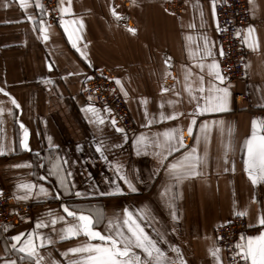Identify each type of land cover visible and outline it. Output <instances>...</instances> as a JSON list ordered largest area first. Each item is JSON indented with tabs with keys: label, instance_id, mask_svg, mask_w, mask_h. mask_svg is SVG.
<instances>
[{
	"label": "crops",
	"instance_id": "obj_1",
	"mask_svg": "<svg viewBox=\"0 0 264 264\" xmlns=\"http://www.w3.org/2000/svg\"><path fill=\"white\" fill-rule=\"evenodd\" d=\"M247 2L251 16L248 27L255 29L247 44L244 40L248 51L247 78L233 87L226 86L230 91L227 111L196 116L194 134L204 121H223V124H209L208 165L202 169L203 175L186 180L180 186V197L175 202L178 219L173 221L170 210L159 197L163 172L149 179L156 160L151 155L137 156L132 139L139 134L150 136L169 127H180L185 130V144L188 147L194 145V139L187 136L186 128L195 103H189L183 92L184 70L193 63L188 55L189 50L194 51L197 45L202 47L203 36H207L209 43L214 45L212 58L219 64L221 46L216 35V20L212 17V0H63L65 7L69 3L71 5V13L66 14L64 19L84 22V28L78 32L82 37L79 47L86 53L91 67L71 47L60 23H45L42 12L35 7L36 0H29L27 10L20 8L18 0H0V87H5L21 106L19 110H14L15 120L5 113L4 123L0 125V140L14 149L0 155V192L9 191L17 203L36 205L32 217L0 228V264H4V259H17L19 264L18 254L4 251L6 244L11 243V237L32 231L35 222L49 210L64 214L60 207L63 203L99 207L106 216L121 214L125 207L130 210L147 208L159 221L156 226L166 232L169 244L180 247L186 264H215L209 254V248L214 243L216 245L214 230L235 217L234 209L247 211V215L242 216L248 227L245 239L264 231V226L257 222L258 217L264 215V183L253 186L243 165V145L251 135L252 120H264V0ZM60 4L61 0L58 7ZM113 9L124 19L114 17ZM26 13L35 17V24L28 21ZM41 21L47 28V42L38 38ZM75 27L70 26V30ZM129 28L135 31L129 32ZM188 35L193 37L191 43L185 39ZM256 42L258 49L253 50L251 45ZM168 57L171 58L172 66L167 69L171 75L166 76L165 59ZM193 71L199 70L193 68ZM92 73H104L119 79L128 93L125 97L120 92L135 126V131L127 135V142L123 141L121 133L115 132L103 110L81 96L82 85ZM204 76L207 84L210 77L207 76L206 68ZM49 80L51 84L46 83ZM117 87L120 91V87ZM162 87L170 91L162 93ZM235 90L245 94L247 101L237 105L233 99ZM174 92H180L183 97L182 102L175 106V111L183 115L146 127L144 108L140 101L147 99L149 118L158 116L162 102L165 104L163 111L170 114L173 109L167 106V101L180 99ZM0 101L5 102L6 108L12 107L2 93ZM89 103L100 109L101 115L105 117V124L99 126L102 135L96 125L88 122L82 111ZM15 121L22 122L29 129L31 152L19 147V124ZM48 137L57 146L53 155L58 153L61 157L66 156L70 162L68 170L73 175L69 179L75 184L74 190L89 192L95 188L98 189L95 195L82 200L63 194L59 200L33 197L18 201L14 198L23 194L16 189L20 181L43 184L53 195L57 191L54 177L44 181L38 179L41 175L46 176L48 171ZM99 139L122 145L108 153V159L125 165L137 192H130L122 181H117L122 194H100L114 187L106 182L114 179V172L100 161L95 152L94 144ZM229 141L231 150L225 163L223 145ZM77 145H80V150H77ZM204 148L201 142L198 152L202 154ZM36 153H40V156ZM178 155L180 153H174L173 157ZM173 157H169V160ZM40 161L45 163V167L38 166ZM25 162H31L33 167H13ZM137 175L143 183L135 179ZM99 227L102 229L103 225ZM146 230L152 231L150 228ZM39 231L52 234L51 227ZM85 240L83 236L57 240L54 245H48L40 251L45 256L51 252L52 257L63 264L60 252ZM162 247L167 250L168 245ZM168 255L173 254L168 252ZM220 255L222 264H226L222 250Z\"/></svg>",
	"mask_w": 264,
	"mask_h": 264
},
{
	"label": "snow or ice",
	"instance_id": "obj_2",
	"mask_svg": "<svg viewBox=\"0 0 264 264\" xmlns=\"http://www.w3.org/2000/svg\"><path fill=\"white\" fill-rule=\"evenodd\" d=\"M251 3V0H249ZM21 9L27 10L30 6L29 0H18ZM35 7L43 12V5L36 0ZM60 14V27L67 35L68 42L71 47L75 49L82 59L91 67V62L88 61L86 53L79 47V41L82 39L78 32L84 28L83 20H65L64 16L71 13V5L65 7L63 0L58 7ZM27 15V13H26ZM112 15L117 19H124L119 16L113 9ZM212 17L217 20L215 11V0H212ZM29 22L35 24V17L27 15ZM201 21L203 22V13L201 12ZM75 25V28L70 30V26ZM194 27V25H189ZM217 28L219 24L217 22ZM40 36L44 42H47L49 36L44 21L40 22ZM129 32H134V29L129 28ZM255 29L249 26L244 36L245 43L254 33ZM237 36L240 32L237 31ZM186 41L192 42L191 35L186 36ZM203 46L197 45L196 49L189 50L188 55L190 60L193 61L190 67L186 66L184 70V87L183 92L188 97L189 103H195L194 112L190 115V122L186 128V134L189 138L194 139V145L188 147L185 144V130L180 127H169L163 131H158L152 135L139 134L132 139V146L137 156L151 155L156 160V166L153 169V179L163 172L162 183L160 185L159 197L162 203L170 210V216L173 221L178 219L175 202L180 197V186L184 181L193 177L203 175V168L208 165V142L210 135L209 124H223V121H204L199 124V131L194 134V128L197 126L196 116L203 115L207 112H224L228 110L230 91L224 84L225 77L219 70V64L216 59L212 58L213 44L209 43L208 37L203 36ZM253 50L258 49V42L251 45ZM219 55L223 57L224 52L222 47L219 50ZM198 57V59H197ZM212 58V59H210ZM166 71L165 75H171L167 71L171 68V58L165 59ZM193 68L198 69L194 72ZM205 68L207 69V76L210 79L205 82ZM51 71V66L49 65ZM73 75V73H69ZM195 77V79H193ZM198 81V83H197ZM219 82V83H216ZM47 84L52 82L46 81ZM116 85L120 87V92L127 97L128 93L125 91L121 81L115 79ZM168 88H161L162 93L169 92ZM0 93L7 97V103L12 107H5V102L0 101V125L4 123V115L7 113L9 117L15 120V111L21 108L17 100L6 91L5 87H0ZM180 99L176 101L168 100L167 106L172 108L170 114H166L163 109L165 108L164 102L160 104L161 111L158 116L154 115L149 118L147 109V99L140 101L144 108V118L146 127L153 123H163L177 119L183 113L175 111V106L182 102V95L180 92H174ZM92 97H89L91 100ZM84 111L86 118L90 124L97 126V131L103 134L102 129L99 127L105 124V117L101 115V110L89 103L85 106ZM104 113L111 116V109L105 107ZM19 124V147L24 151L31 152L30 148V131L20 121H15ZM111 126L115 132L122 134L124 142L128 141V136L123 127L117 126L115 117L111 118ZM204 143L205 148L203 153L198 152V148ZM121 144L111 143L104 139H99L94 144L95 152L98 154L100 161L108 165L114 172V179L106 182L111 183L114 187L110 191L102 192L101 195H115L122 194V189L117 181H122L130 192H137V188L130 178L125 165L119 161H109L108 153H112L115 149L121 148ZM225 149V163H227V154L231 150V142L223 145ZM57 146L53 144L52 138L48 137L49 156L47 158L48 171L47 175H41L39 180H47L48 177H54L57 191L53 195L52 191L45 187L43 184H37L30 181H20L16 185V189L22 192V195H16L14 198L18 201H27L33 197L36 198H49L61 199V194L64 196H74L77 199H87L95 195L98 189H92L89 192H81L75 189V184L70 182V177L73 175L68 170L70 165L67 157H61L58 153L53 155V150ZM243 148L245 150V158L243 160L244 171L247 174L253 186L264 183V120L253 119L251 123V135L244 142ZM184 149L183 152L180 150ZM77 150H80V145H77ZM14 151L13 148L7 147L2 140H0V155H5L8 152ZM174 153L180 155L173 157ZM39 157L40 153H36ZM169 157H173L169 160ZM38 166L43 168L45 163L40 161ZM14 168H29L33 167L31 162L18 163L13 165ZM234 170V165H233ZM227 171V168L225 169ZM31 175V173H29ZM135 179L143 183L139 175ZM2 194V193H0ZM255 202V200L253 201ZM63 213L59 214L49 210L44 217H41L35 222L34 229L27 233H19L11 237V243L6 244L5 252H11L19 255V264H62L60 260L52 257L51 252L47 256L41 253L40 249L48 245H54L57 240L64 241L83 236L86 238L85 242L77 246L69 247L66 251L60 252L63 257V264H186V260L182 254L179 246L169 244L166 239V232L161 230L156 225L159 221L152 215L151 211L147 208L137 210H130L125 207L121 214H112L106 216L102 209L95 206H70L63 203L60 206ZM233 214L238 217L247 215L246 210H235ZM70 218V219H69ZM258 224L264 226V215L258 217ZM227 223V222H225ZM60 225V227H57ZM103 225L101 229L99 226ZM224 224L221 225L223 227ZM51 227V233L44 234L39 231L40 229ZM7 228V226H6ZM152 229L151 233L146 229ZM222 237H217V240ZM93 241H97L93 243ZM168 245L165 250L162 245ZM234 248L237 250L234 253L233 259L239 258L244 264H264V231L258 236L240 238V241L235 243ZM168 252L173 255L169 256ZM221 248L216 246L215 243L209 248V254L213 257L215 264H222L221 261ZM4 264H18L17 259H4Z\"/></svg>",
	"mask_w": 264,
	"mask_h": 264
},
{
	"label": "built area",
	"instance_id": "obj_3",
	"mask_svg": "<svg viewBox=\"0 0 264 264\" xmlns=\"http://www.w3.org/2000/svg\"><path fill=\"white\" fill-rule=\"evenodd\" d=\"M43 5L42 12L47 25H58L60 15L58 12L59 0H39ZM216 11V35L224 55L219 58L221 74L226 78L225 86L233 87L247 78L248 51L245 47L244 36L251 22L250 11L247 0H219L215 3ZM217 22L219 29L217 28ZM237 31L240 35L237 36ZM81 96L88 101L98 105L102 110L107 107L111 109V116L105 113L110 122L112 117L116 118L117 126L123 127L127 135L135 131V126L130 118L124 97L121 95L115 78L104 73H92L85 79ZM89 97H92L89 100ZM235 103L241 104L247 101V96L239 91L233 92ZM0 228L9 227L20 219L32 217L36 205L17 203L9 191L0 192ZM248 233V227L243 217L235 216L223 227L218 226L214 230L215 242L224 253L226 264H237L238 257L233 259L235 243ZM217 237L222 239L217 240ZM239 264H244L239 261Z\"/></svg>",
	"mask_w": 264,
	"mask_h": 264
}]
</instances>
